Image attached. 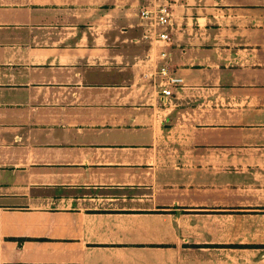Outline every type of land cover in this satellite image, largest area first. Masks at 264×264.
Returning a JSON list of instances; mask_svg holds the SVG:
<instances>
[{"label":"crops","instance_id":"obj_1","mask_svg":"<svg viewBox=\"0 0 264 264\" xmlns=\"http://www.w3.org/2000/svg\"><path fill=\"white\" fill-rule=\"evenodd\" d=\"M138 4L0 0V264H264V0L176 1L171 96Z\"/></svg>","mask_w":264,"mask_h":264},{"label":"built area","instance_id":"obj_2","mask_svg":"<svg viewBox=\"0 0 264 264\" xmlns=\"http://www.w3.org/2000/svg\"><path fill=\"white\" fill-rule=\"evenodd\" d=\"M177 0H139L138 17L142 28V38L151 46L158 48L152 70L145 72L143 77L149 78L163 96H171L173 89L183 84L169 64L167 48L172 44L174 29L173 8Z\"/></svg>","mask_w":264,"mask_h":264},{"label":"rangeland","instance_id":"obj_3","mask_svg":"<svg viewBox=\"0 0 264 264\" xmlns=\"http://www.w3.org/2000/svg\"><path fill=\"white\" fill-rule=\"evenodd\" d=\"M134 51H135V53L138 52V50H134ZM127 53H128V51H127Z\"/></svg>","mask_w":264,"mask_h":264}]
</instances>
